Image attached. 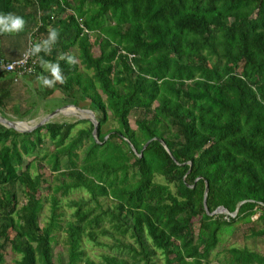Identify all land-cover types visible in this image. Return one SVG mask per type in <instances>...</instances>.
<instances>
[{
	"label": "trees",
	"instance_id": "trees-1",
	"mask_svg": "<svg viewBox=\"0 0 264 264\" xmlns=\"http://www.w3.org/2000/svg\"><path fill=\"white\" fill-rule=\"evenodd\" d=\"M9 12L26 23L0 32V64L55 28L27 77L50 75L41 58L59 63L63 83L41 98L59 90L98 126L95 139L88 121L75 132L69 122L28 133L0 124V264L7 254L14 264H209L237 224L264 237V0H0ZM14 77L0 70L8 120ZM205 183L208 212L244 202L235 217L206 214ZM78 190L87 197H68L66 217L59 196ZM59 236L65 258L54 260ZM85 243L120 256L95 262ZM227 252L225 264H264L246 248Z\"/></svg>",
	"mask_w": 264,
	"mask_h": 264
},
{
	"label": "rangeland",
	"instance_id": "rangeland-1",
	"mask_svg": "<svg viewBox=\"0 0 264 264\" xmlns=\"http://www.w3.org/2000/svg\"><path fill=\"white\" fill-rule=\"evenodd\" d=\"M28 48V47H27ZM26 48V49H27ZM32 48V46H31ZM72 54H75V50L72 49ZM46 69V67H45ZM47 70V69H46ZM22 83L19 81V83H15L13 86V98L12 100L7 104V110L6 114L8 117H10L9 120L12 121H18L25 124L24 128L27 126H33L37 124L44 116L49 114L51 111H53L56 108L62 107L68 103L70 100L63 99V95L59 90H56L53 95L47 96L46 98H41L44 87L39 83L38 78H21ZM40 92H37V91ZM72 101V100H71ZM75 109V108H74ZM13 110V111H9ZM16 111V112H15ZM76 113H81L83 117H86L85 110H81L80 112L75 109ZM51 121L58 122V123H76L75 128L73 129L74 132L77 129L87 128L88 124L83 123L77 116H74L73 114L66 113V116L64 115H57L55 116ZM78 121H81L79 124H77ZM115 124L112 120L108 121L106 126L103 128L105 131L107 128L113 127ZM130 125L133 126V120L130 119ZM44 145L49 148V151L52 149L53 144L50 142L48 138H44ZM26 161L31 159V156L25 158ZM47 176L49 175V172L46 171ZM49 177V176H48ZM52 192V191H51ZM44 195H47L46 192H43ZM78 198V197H87V194H85L83 191H71L67 196H59L62 206V211L65 212L64 216L69 217V214L73 210L70 207H65V201L67 198ZM68 198V199H69ZM49 215L48 210V204L44 203V209L42 211V214L40 215V218L44 217L47 218ZM255 218L257 217L254 216ZM254 218V219H255ZM238 228L230 233L224 232L221 237L220 241L217 245V247L211 252L209 256V264H225L226 260L228 258V249L231 247H237V248H246L250 251L256 252L258 254L264 255V237H246L247 235V228L250 226L249 224H237ZM196 228V227H195ZM256 229H259L260 226H255ZM86 252L87 254L95 261L99 262L101 261L99 256L101 252H107L111 254H117V250L109 249L107 247H95L88 243H85ZM65 244L61 238V236L58 237V241L53 244V254H54V260L57 258V253H62L63 258H65ZM120 256V254H117ZM18 255L15 254H7L4 256V263L3 264H14V261L17 260ZM156 264H163L162 261H159L158 259L155 260Z\"/></svg>",
	"mask_w": 264,
	"mask_h": 264
},
{
	"label": "clouds",
	"instance_id": "clouds-1",
	"mask_svg": "<svg viewBox=\"0 0 264 264\" xmlns=\"http://www.w3.org/2000/svg\"><path fill=\"white\" fill-rule=\"evenodd\" d=\"M25 20L22 16L14 13H0V32L4 33H18L24 30ZM59 36L58 31L55 28H50L47 38L43 41L36 42L32 45V54H38L42 50L48 51L52 45L55 44ZM72 57H67L69 62L72 61ZM41 63L46 67L50 75L41 74L38 77V81L42 86L54 87L56 83H63L64 75L59 63L44 61L41 58Z\"/></svg>",
	"mask_w": 264,
	"mask_h": 264
},
{
	"label": "water",
	"instance_id": "water-1",
	"mask_svg": "<svg viewBox=\"0 0 264 264\" xmlns=\"http://www.w3.org/2000/svg\"><path fill=\"white\" fill-rule=\"evenodd\" d=\"M70 107L71 108H77L79 112L82 109L85 110L86 117H80V116H77V117L79 119H81V120L82 119L86 120V121H88V122H90L92 124V126H93L92 136L96 139V137H97V126H98V121L96 119V116L94 115V113L91 110L87 109L86 107L79 106V105H76L74 103H68V104H66V105H64L62 107L54 109L49 114L44 116L37 124H35L33 126H27L24 129H19V128H17L15 126V125H20L22 122H18V121L16 122V121L8 120V119H5L4 117H2L1 115H0V124L2 126L6 127V128L13 129L14 131H16L18 133H28V132H31V131L35 130L36 128H39L42 125L50 122L57 115L66 116V113H65L64 110L67 109V108H70ZM74 116H76V115H74ZM159 143L169 153L168 148L166 147L165 143L162 140H159ZM129 145H130L131 149L133 150V152L135 153V149L133 148V146L131 144H129ZM207 189H208L207 183H205V191H204V195H203V206H204V209H205L207 215L214 216V215H217V214H225V215H228L230 217H235L237 215L241 204L244 203V202H239L236 205V208H235L234 212H232V213H230L228 210H226L223 207H218L213 212H208V210L206 208Z\"/></svg>",
	"mask_w": 264,
	"mask_h": 264
},
{
	"label": "built area",
	"instance_id": "built-area-1",
	"mask_svg": "<svg viewBox=\"0 0 264 264\" xmlns=\"http://www.w3.org/2000/svg\"><path fill=\"white\" fill-rule=\"evenodd\" d=\"M38 65V56L32 54L31 46L16 60L0 64V70L8 73H14V82L18 79L32 75Z\"/></svg>",
	"mask_w": 264,
	"mask_h": 264
},
{
	"label": "crops",
	"instance_id": "crops-1",
	"mask_svg": "<svg viewBox=\"0 0 264 264\" xmlns=\"http://www.w3.org/2000/svg\"><path fill=\"white\" fill-rule=\"evenodd\" d=\"M26 51V47L24 49L16 50V51H11V52H5L6 53V57L10 58V60H16L18 59L24 52ZM78 110V109H76Z\"/></svg>",
	"mask_w": 264,
	"mask_h": 264
},
{
	"label": "bare ground",
	"instance_id": "bare-ground-1",
	"mask_svg": "<svg viewBox=\"0 0 264 264\" xmlns=\"http://www.w3.org/2000/svg\"><path fill=\"white\" fill-rule=\"evenodd\" d=\"M65 111V113H69V114H73V115H76V116H80V117H83L82 115H80L79 113H76L75 112V109L74 108H67V109H65L64 110ZM17 128H19V129H24V126H25V124H23V123H21L20 125H15Z\"/></svg>",
	"mask_w": 264,
	"mask_h": 264
}]
</instances>
